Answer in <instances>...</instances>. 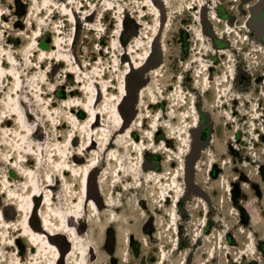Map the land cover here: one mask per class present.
I'll use <instances>...</instances> for the list:
<instances>
[{"label": "rangeland", "instance_id": "1", "mask_svg": "<svg viewBox=\"0 0 264 264\" xmlns=\"http://www.w3.org/2000/svg\"><path fill=\"white\" fill-rule=\"evenodd\" d=\"M63 1L65 5L53 0H0V64L15 66L18 77L22 76L21 85L17 84L14 71L2 82L6 73L0 69V209L5 220L12 221L8 225L0 222V264H15L17 255L23 264H30L35 253L24 231H16L23 226L16 211L22 194L30 200V207L21 220L28 219L33 209L32 230L43 233L59 249L54 262L59 260L54 264H64V259L67 263L72 246L67 240L68 233L51 236L41 223L43 213L51 212L53 219H59L48 208L49 197H54V205L60 212L64 202L69 205V198L77 197L83 190L79 185L72 191L65 187L61 175L65 157L60 148L69 150L66 153L70 158L77 153L76 163L89 165L92 158L96 162L101 159L100 167L105 164L112 171L116 163L111 160V152H103L108 136L114 135L113 146L117 147L122 133L124 140H129L132 129L141 145H130L131 167L144 163L147 172L154 171L152 175L146 174L152 180L155 173H161L159 179L172 183L171 198L164 206L161 199L165 195L155 184L146 182L143 188L135 189V184L139 186L141 182L134 179L126 182L127 192L115 189L121 205L108 206L104 202L113 182L102 185L101 168L96 169L95 181L89 188L100 190L101 196L91 200L102 206L99 212H92L91 200L88 201L85 219L71 229L74 234L81 232L77 240L91 245V248L86 245V263L264 264V52L253 54L256 46L264 47V34L251 24L260 17L264 19V0H190L179 8L173 0ZM153 1L158 11L151 6ZM81 7L84 8L79 13ZM219 16L224 21L220 22ZM213 20L221 28L231 25L238 40L248 35L243 50H234L233 58L221 53L230 41L218 39L211 32ZM145 21L152 25L147 27ZM198 28L203 32L202 41ZM148 33L153 36L148 37ZM32 36L37 37V43L34 39L31 42ZM37 44L45 49L44 53L37 52ZM144 47L150 51L143 50ZM60 48L69 53L68 59L62 61L57 52ZM245 52L252 60L243 58ZM197 53L207 62L206 70L211 65V83L200 84L196 79L195 74L204 73L203 65L195 58ZM230 78L234 83L227 93L233 101L235 97L238 99L228 104V108L227 98L220 101L224 89L218 97L215 89L200 91L207 84L209 89L223 80L228 84ZM149 85L155 86L159 94L153 96L147 91L145 102L139 101L142 87ZM88 92L94 97L88 96ZM108 93L116 95L107 97ZM159 100L162 106L157 104ZM195 102L197 111L193 108ZM94 105L98 123L92 127L95 116L88 108ZM117 105L124 116L123 125L113 117ZM173 105L178 106L172 109ZM7 116L12 117L9 124L5 123ZM159 125L161 132L156 135ZM15 128L24 131V135ZM34 131L35 137L27 142L26 137ZM73 137L74 146L70 150L69 139ZM91 139L95 140V147L87 151ZM143 141L147 144L142 145ZM141 149H149L145 158ZM78 153H82L81 160ZM47 172L56 175L54 184L58 180L56 186L51 185L52 193L47 188L51 181ZM66 175L68 180L75 176L73 172ZM179 176L181 180L174 183L173 179ZM34 181L35 187L31 186ZM189 181L200 192L190 187ZM182 182L185 192L180 190L175 199ZM1 186H5L3 190ZM34 193L35 200L31 197ZM180 198L177 230L169 209L173 206L176 209ZM217 236L225 240L224 248H230L227 253H214L219 255L217 261L209 262L208 253L216 245ZM248 239L252 245L248 254L253 258L247 257L241 263L242 255L235 254ZM83 251L80 250L81 255ZM223 253L229 257L226 259ZM43 260L50 264L45 257Z\"/></svg>", "mask_w": 264, "mask_h": 264}, {"label": "bare ground", "instance_id": "2", "mask_svg": "<svg viewBox=\"0 0 264 264\" xmlns=\"http://www.w3.org/2000/svg\"><path fill=\"white\" fill-rule=\"evenodd\" d=\"M48 1H50V0H48ZM53 1H55V2H62V5H65L66 4L65 1H63V0H57V1L56 0H53ZM82 1L84 2V0H82ZM173 1H175V7L176 8H179V7H182V6L186 5V3H188L190 0H173ZM151 6H152V8L154 10L158 11L157 10V7H156V3L154 1L151 2ZM50 7H52V5H50ZM83 8L84 7H81L78 10V12L80 13ZM196 8H198V7H195L194 9H196ZM144 9H145V7H143L142 10H144ZM72 11L74 12L73 9H72ZM34 13H35V11H34ZM42 13H44V12H42ZM74 14H75V12H74ZM212 14H213V8H211V15ZM91 16H92V14L88 15L87 18H89ZM42 18H43V15H42ZM212 19L213 18H211V20ZM220 19H221L220 22L224 21L223 18L220 17ZM157 20H159V17H158ZM145 23H146L147 27H150L152 25L151 22L145 21ZM218 23L219 22H217V21L215 22L213 20L211 32L213 31V33L215 34V36H217L218 39H220V38H227V39H229V41H230L229 42V47H223L221 53L223 55H229V56H231L233 58L236 55V53H235L236 50H239V51H242L243 50L242 44H246L247 43L246 41L249 40V37H248V35H246L245 37L242 38V40H238V38L236 36H234L235 32H237V31L235 29H233L231 25L227 24V26H224L223 28H221V27H219L217 25ZM160 31H161V29H160ZM197 34H198L199 38L202 41L203 40V32H202V30L200 28L197 29ZM158 35L159 34H157V36ZM151 36H153V34L148 33V37H151ZM33 39H34V36H32L31 42L33 41ZM33 42L34 43H37L38 42L37 37L34 39ZM56 43H58V42H56ZM204 45H205V43H204ZM57 46H61V45L57 44ZM55 48H56V45L53 46V50H55ZM37 50H38L37 52H40V53L41 52H43V53L45 52V49L41 48L40 47V44H37ZM143 50H147L148 52L150 51V49L148 47H144ZM234 50H235V52H234ZM260 50L264 52V47L263 46H256L255 47V51L256 52H254L253 54H256L257 51H260ZM57 52L62 57V61H64L65 59H68L70 57L69 56V53L66 52V51H64V50H62L61 48ZM141 54L143 55V52ZM12 56L13 55H10V58ZM195 58L198 59V62H200L201 65H203V69H204V73L203 74H200L199 76L197 74H195L196 79L198 80V82L200 84L203 83V82H210L211 83V79H212V76H211V65L206 70L205 67L208 64L204 60V58H201V56L199 55V53H197V55H196ZM243 58H246L248 60H252L253 57L250 54H248L247 52H245V55L243 56ZM147 59H149V57ZM14 60H16L15 57H14ZM69 60L71 61V59H69ZM16 62H17V60H16ZM131 66H132V64H131ZM229 67L231 68V70H233V65H232L231 61L229 62ZM0 69H1V71H4L6 73L3 76V78H2V82H4L5 78L9 75V73H11L12 71H14L15 75L17 76V81H18L17 84L18 85H21V83L19 82V80L22 78V76H19L18 77V72L15 70V66L14 67H12V66L11 67H5V64L4 63H1L0 64ZM227 73H228V71H227ZM228 76L231 77V75H228ZM101 79H105V77L102 76ZM125 81H127L126 80V75H125ZM225 81L226 80H223V82H220L218 85L216 84V86H214V87L211 85V89H209L210 88V84H207L208 85L207 87H204L202 85L201 87H204V89L200 88V91L206 93L208 90L212 91L213 89H215L216 96L218 97L221 94V91H223V89H224V94L225 95L224 96L223 95L221 96L220 101L223 98H227L228 101H227V103H225V107H227L228 104H233V102H236V100L238 98L237 97H235V98L233 97L234 98V101H233L231 99L232 96H230V93H227V90L229 89V86H231V84L234 83L233 80H232V78H230V80L228 81V84H226ZM194 86H195V89H198V86L199 85L195 84ZM154 87L155 86H153V85H149V86L142 87L144 90L142 91L141 95L139 96V101H141V102L144 101L145 102V100H146L145 98H146V96L148 94L147 91H150V93L153 96H155L156 94H159V90L156 91V89ZM20 90L22 91V89H20ZM178 92L179 91L177 89V93ZM18 93H19V91H18ZM87 95L88 96L91 95V97H94V95L93 94H90L89 92L87 93ZM112 95H116V93H112V94H109L108 93L107 94V97H110ZM162 95H163V92H162ZM181 96L182 97L184 96V92L183 91H182V95ZM10 99H12V101H13L14 100V95H12ZM240 101H242V99H240ZM114 102H115V100L112 102V105H113ZM157 104L159 106H162L163 105V102L159 100ZM8 105H10V104H8ZM85 106H87V105H85ZM177 106L178 105H173L172 106V109L173 108H176ZM14 107H16V105ZM193 108L196 111L198 110L197 102H195ZM88 109H89L90 114H92L93 116H95V120L92 122V127H94L98 123V113L95 111V105L94 106H89ZM240 109L242 110V107ZM243 109H247V107H244ZM83 110H85V109H83ZM114 111H115V113L113 112L114 113L113 114V117H115V120H117V122H119V124H122L123 125V117L124 116H122V114L120 113L119 105L116 106V110H114ZM174 112H176V110ZM141 115H142V113H141ZM19 117L22 120V117H23L22 112H19ZM162 117L165 118L166 117L165 114H163ZM77 119H78V117H76V120ZM145 119H146V117L144 118L143 122H145ZM161 119L162 118L160 117L159 120H161ZM11 120H12V117H8L7 116L5 118V123L11 122ZM138 120H140V118ZM27 122L29 123V120H27ZM18 123L19 122H17V124ZM22 123H24V122H22ZM28 126H29V124H28ZM116 126H118V125L116 124ZM15 131L18 132L20 135H24V131H21L20 130L21 132H19L18 128H15ZM160 132H161V127L159 125L157 127V129L155 130V134L157 135ZM36 133L37 132L34 131L32 134L28 135L26 137L27 138V142H30L31 141V138L32 137H35ZM19 134H17V135L19 136ZM134 134H135V129H132L131 130V133H130V139L129 140L128 139H125L124 140V138H123L124 137V132H123L122 133V137L120 138V140L119 141L117 140L118 141L117 145H119L117 147H114L113 146V144L115 143L114 142V135L108 136L109 141L106 143L105 149H103V152L104 153L111 152L110 153L112 155L111 160L112 161H115V163H116V165L112 169V171L109 169L108 166L105 167V164L102 167H100V165L102 163V160L101 159H99V161L96 162L95 161L96 159L95 158H92L91 161H90L91 164L89 163V165L76 163V154L77 153H72L71 158H70L67 155V153H66L69 150L68 151L67 150L65 151L63 148H60V150H61V152L63 154V155L61 154L62 157H65V160L62 162V164L64 165L65 170L61 173V175H62V181L64 182L65 187L68 186V189H70V191H72L73 189H76V186L79 185L80 188H83V190L85 191V193L83 192V195H82V191L83 190L81 189V192H80V194L77 197H73L71 195L72 197L69 198L71 200V203H69V205H67V203L64 202L65 207H62V210L60 212H59V209L56 208L55 205H54V203H55L54 197H51V198L49 197L48 198V201H47L48 208L53 211V215H54V213L57 214V216H59V219H57V217H56V219H53L51 212H50L49 215H45L44 213L42 214L43 215V219H41L42 226L45 229V231H47L51 236H55V235L62 236L63 234H65V232H67L68 235H69V237H70V238H68V239L66 238V239L68 240V242L70 241L71 244H72V246H71V253L69 254L67 263H66L65 259L63 260V263L64 264H87L86 263V257H87V247H86V245L89 244V242H87V244H86V241H84V240L83 241L82 240H77V238L82 235L81 232L78 231L77 234H74L71 229L77 223H80L83 219H85V214H86V211H87V208L86 207H87L88 201H90L92 197H99V196H101L99 189H96L95 191H94V189H92V191L90 190V188H91L90 187V184H92V180L95 181V177H96V173L95 172H96V169H98L99 167L101 168V170L99 171L100 183L103 185V183L113 182V183H110V185L113 186V188H112L111 192H109L106 195L107 198L105 199V202H104L108 206H111V207H119L121 205L120 199L117 196H115V189L121 188V190H124L125 192H127L128 186L126 185V182L131 181V180L135 181L134 179H136V181H135L136 183L141 182L139 186H137V184H135V189L143 188V186H144V184H146V182H147V184L148 183L155 184V187L158 188V190L161 191V194L162 195H165V198L164 199H161V202H164L165 201L164 206L170 200V198H171V191H172V189H171L172 183H168V179L167 180L164 179V178L159 179V176L161 175V173H159V172L155 173V177L152 180V178H148L146 174L152 175V173H154V171L147 172L145 170L144 163H141L140 166L137 163V165L139 167L138 166L135 167L133 165L131 167L130 162H132V161H130V162L128 161V158L131 157V154L129 152L130 151V145L131 144H133V145L135 144V145H137V147H139L141 145L134 138ZM184 137L185 136H183L182 138H184ZM74 139H75L74 137L72 139H69V140H71L70 141V145L71 146L69 147L70 150H71V147L74 146ZM130 142H132V143H130ZM94 144H95V140L94 139H91L90 144L87 146V148L85 150L90 151L92 148L95 147ZM145 144H147V143L145 141H143V144L142 145H145ZM68 145H69V143H68ZM148 150L149 149H145L144 151L142 150L143 151L142 152L143 158H145V154L148 153ZM78 154L81 155L80 156V160H81L82 159L81 158L82 157V153H78ZM50 157H49V159H50ZM113 158H115V160ZM27 160L30 161V159H27ZM57 161H58V159L55 160V162H57ZM93 161H95V162H93ZM27 170H29L30 174H32L31 173L32 170L30 168H28ZM79 170H82V171L79 173ZM101 171H103L102 176H100V172ZM68 172H73L74 173L75 176H72V178H73L72 180H68L67 175H66V173H68ZM94 173H95V177H94ZM46 175L51 180V181H49V183L47 185V188L52 193L51 185L54 184L55 178H57V177H56V175L54 176L53 174H50V172H47ZM144 175H146L145 178H144ZM33 180H34V177H32L31 181L33 182ZM180 180H181V176L175 177L173 179V182L174 183H178ZM6 181L7 182H4L5 186H7V183L9 184V181L10 180L8 179ZM45 182H47L46 179H45ZM57 184H58V180L54 184V186H56ZM34 185H35V181H34V183L31 186H34ZM5 186H3V187H5ZM73 186H74V188H72ZM3 187L1 186V189ZM178 188H179V190H177L176 195L174 196L175 199L180 195V190L182 191L184 189V192H185V187H184L183 182L180 183V184H178ZM6 190L9 191V189H6ZM10 191H12V189H10ZM35 193L31 196L33 200H35V198H36V194ZM10 194H11V192H10ZM12 194H14V193H12ZM16 195H18V194H16ZM147 195H148V197H151V195H149V194H147ZM154 195L153 196L156 197V189H154ZM12 196H14V195H12ZM20 197H22V200L20 202L18 201L19 208H16V211L18 212L19 215H21V218L18 220V222L20 224H22L23 226L18 227V229L16 231L18 233H21L22 231H24V234H25L24 236L29 240V243L31 244V246L33 248H35V253L33 254L34 256L31 259L30 264H39L41 262V260H42V262L44 264H48V263H45V261L43 260L44 257L46 258V260L50 264H54L56 261L58 263L59 258L54 262V260H55L54 257L56 255H58V253L60 252L59 249L56 248L55 246H53L50 243L51 240L49 241L50 238L47 239L48 237L47 236H44L43 233H37V232H35V231L32 230V227H31L30 224H31V218H32L33 209H32V212H31V215L29 216V218L26 219L27 221L26 220L25 221L21 220L22 217H23V215H24V212L28 209V207H30L29 206L30 205V203H29L30 200L25 199L26 198V195L25 194L20 195ZM78 197H81L82 199H79ZM199 199L203 203L207 204L206 201L201 196H199ZM181 201H182V198L177 199L176 209H174V206L169 209L170 214H171V216L173 218V223H175L177 230L179 229V226H178L179 223H178V219H177L178 218V207H179V204H180ZM45 205H46V203H45ZM101 206H99V204H96V202H94L93 200H91V202H90V211L95 212V210H96L97 212H99ZM48 208L46 209L47 212H48ZM157 208H158V206H157ZM0 212H1V209H0ZM94 215L97 216L96 213ZM0 217H2V219L0 220V222H4V224H7V223L12 222V221H6L5 218H4V214L2 212L0 213ZM23 219H25V218H23ZM124 219H125V217H124ZM124 219H123V222H124ZM18 222H15V223H18ZM44 224H46L47 228H46V226ZM51 231H53V233ZM203 231H204V229H203ZM25 232H27V233H25ZM3 234L5 235V231L2 232V235ZM29 236H31V240L29 239ZM128 236H129V234H128ZM11 238L12 237L10 236V239ZM18 240H20V236L17 237V239L15 240V245H17ZM215 242H216L215 243L216 245L214 246V248L212 247L210 249L209 253H208L209 254V257H210L209 262L217 261V259H218L217 257L219 255L217 254L215 256L214 253L220 252V251H223V252L225 251V253H227L226 251L229 250V248H230V246H229V248H228V246H226V248H224V245L223 244L225 243V240H221L220 236H217V241H215ZM245 244H244V246H240L238 249L241 250V251L238 252L237 255L235 254V256H240V254L242 255V256H240L241 257L240 258L241 259V263H243L244 261H246V258L247 257L250 258V260H252V258H253L251 256V254H248V250H250L252 248V245L250 244L249 239L247 240V242ZM89 247L91 248V245L90 244H89ZM80 250H84L83 251V255H81L82 252H80ZM37 252L40 253L38 257L35 256V254ZM48 253H51V255H53V256L51 257ZM225 253H223V254L225 255ZM162 254H163V258L165 259L166 258V253L163 252ZM16 257H17L16 258L17 260H16V263L15 264H23V261L19 259V256L17 255ZM225 257L227 259L229 257V254H226ZM160 259H161V257H160ZM33 260H35V261L33 262ZM165 261H166V259H165ZM235 263H238V262H235Z\"/></svg>", "mask_w": 264, "mask_h": 264}, {"label": "water", "instance_id": "3", "mask_svg": "<svg viewBox=\"0 0 264 264\" xmlns=\"http://www.w3.org/2000/svg\"><path fill=\"white\" fill-rule=\"evenodd\" d=\"M251 24L252 27L256 29L259 33L264 34V19H262V17H260L256 22H252ZM188 183L190 187H193L200 192V190L197 189L198 187H196L194 183H192L191 181H189Z\"/></svg>", "mask_w": 264, "mask_h": 264}, {"label": "flooded vegetation", "instance_id": "4", "mask_svg": "<svg viewBox=\"0 0 264 264\" xmlns=\"http://www.w3.org/2000/svg\"><path fill=\"white\" fill-rule=\"evenodd\" d=\"M255 15V13L253 12V16Z\"/></svg>", "mask_w": 264, "mask_h": 264}]
</instances>
